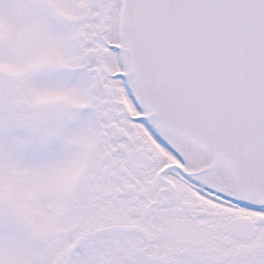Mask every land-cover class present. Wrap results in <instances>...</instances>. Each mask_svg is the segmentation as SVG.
<instances>
[{
	"label": "snow or ice",
	"instance_id": "obj_1",
	"mask_svg": "<svg viewBox=\"0 0 264 264\" xmlns=\"http://www.w3.org/2000/svg\"><path fill=\"white\" fill-rule=\"evenodd\" d=\"M0 264H264V0H0Z\"/></svg>",
	"mask_w": 264,
	"mask_h": 264
}]
</instances>
